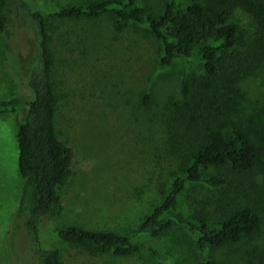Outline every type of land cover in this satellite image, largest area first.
<instances>
[{
	"label": "trees",
	"instance_id": "16d2710c",
	"mask_svg": "<svg viewBox=\"0 0 264 264\" xmlns=\"http://www.w3.org/2000/svg\"><path fill=\"white\" fill-rule=\"evenodd\" d=\"M159 10L153 16L139 0H99L50 8L45 0H0L5 55L14 54L19 35L29 38L23 80L30 95L0 101V115L25 111L16 134L21 190L14 223L29 238L35 264H66L64 259L72 253L57 246L43 248L39 239L40 232L60 213L73 157L56 131L59 96L49 29L58 22L103 17L110 19L117 34L130 25L145 27L160 43V67L185 59L201 68V73L182 77L179 100L166 103L159 114L163 151L180 158V174L173 177L161 202L134 232L71 225L53 229L55 240L91 254L146 255L159 262L163 257L160 241L174 232L182 238L176 264L182 262L183 248L193 264H222L213 253L243 241L251 249L246 252L248 257L255 264H264V213L250 181L264 166L259 147L233 118L238 96L235 87L264 62V0H162ZM236 11L250 17L251 33L238 31L230 22ZM151 102L146 95L144 107ZM209 168L219 174L204 178ZM200 182L221 188L222 198L227 195L230 199L223 202V217L215 225L204 217L185 218L177 211L187 186ZM229 184L236 189H227ZM257 235L261 239L256 240Z\"/></svg>",
	"mask_w": 264,
	"mask_h": 264
},
{
	"label": "rangeland",
	"instance_id": "374dc122",
	"mask_svg": "<svg viewBox=\"0 0 264 264\" xmlns=\"http://www.w3.org/2000/svg\"><path fill=\"white\" fill-rule=\"evenodd\" d=\"M96 1L45 0V6ZM139 2L151 15L159 14L162 0ZM230 22L238 31H253L250 17L241 11ZM49 35L59 96L56 131L73 157L60 213L39 234L42 247L72 250L71 257L64 259L66 264H176L182 244L178 233L171 232L160 241L163 257L155 262L146 255L119 258L73 249L56 241L52 231L71 225L120 233L137 229L161 202L173 177L180 174V158L163 151L159 114L166 103L179 100L182 77L201 73L200 66L178 59L171 67H160V43L145 27L130 25L117 34L108 17L54 23ZM28 46L29 38L19 35L14 54L5 55L0 36V101L29 97L23 80ZM235 90L233 118L259 147L264 166V62ZM146 95L152 99L148 108L143 104ZM24 112L19 109L0 115V264H35L29 238L14 223L21 190L16 134ZM215 174L219 171L209 168L203 177ZM250 181L264 213V169ZM232 188L233 184L227 187ZM222 192L204 182L189 184L177 211L185 218L204 217L215 225L223 217V202L230 200L227 195L224 200ZM261 231L264 233V224ZM248 250L243 241L221 248L213 256L222 264H255L246 254ZM182 251V262L177 264H193L188 251Z\"/></svg>",
	"mask_w": 264,
	"mask_h": 264
}]
</instances>
